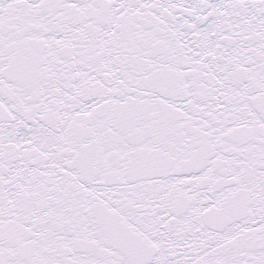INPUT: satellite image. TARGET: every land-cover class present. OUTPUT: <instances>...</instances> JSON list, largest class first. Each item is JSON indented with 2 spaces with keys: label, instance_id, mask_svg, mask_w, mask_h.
<instances>
[{
  "label": "snow or ice",
  "instance_id": "obj_1",
  "mask_svg": "<svg viewBox=\"0 0 264 264\" xmlns=\"http://www.w3.org/2000/svg\"><path fill=\"white\" fill-rule=\"evenodd\" d=\"M0 264H264V0H0Z\"/></svg>",
  "mask_w": 264,
  "mask_h": 264
}]
</instances>
